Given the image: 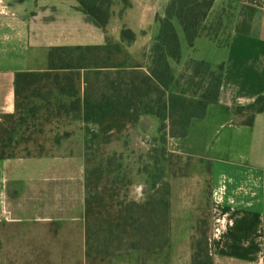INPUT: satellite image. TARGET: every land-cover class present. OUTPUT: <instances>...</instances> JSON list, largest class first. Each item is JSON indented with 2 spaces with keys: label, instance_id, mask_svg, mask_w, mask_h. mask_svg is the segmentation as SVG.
Segmentation results:
<instances>
[{
  "label": "crops",
  "instance_id": "0c3cea01",
  "mask_svg": "<svg viewBox=\"0 0 264 264\" xmlns=\"http://www.w3.org/2000/svg\"><path fill=\"white\" fill-rule=\"evenodd\" d=\"M168 3L113 0L111 18L102 28L75 0H0V115L14 112L15 73L47 72L51 48L124 45V25L135 34L134 42L124 45L128 56L142 61L159 31L155 18L163 17ZM218 20L214 38L198 37L210 42L218 57L187 54L184 59L179 37L181 61L171 63L175 76L191 59L223 65L218 102L207 107L202 119L190 122L184 138L169 137L166 146L172 154L209 167L213 264H264V111L252 127L234 116L236 107L264 96V2L215 0L204 24L215 27ZM78 88L83 95V82ZM146 123L143 117L138 125ZM68 127L58 130L69 133L57 147L63 154L0 160V224L24 225V243L3 247L24 251L17 264H86L84 130L79 122ZM77 128L82 139L74 146L70 138Z\"/></svg>",
  "mask_w": 264,
  "mask_h": 264
},
{
  "label": "trees",
  "instance_id": "16d2710c",
  "mask_svg": "<svg viewBox=\"0 0 264 264\" xmlns=\"http://www.w3.org/2000/svg\"><path fill=\"white\" fill-rule=\"evenodd\" d=\"M75 1L100 27H106L113 0ZM214 1L169 0L163 17L155 18L158 34L140 62L128 56L124 45L132 44L135 34L123 25L120 40L124 45L54 47L48 52L47 72L14 75V112L1 115L0 121V160L18 158L13 150L31 140L35 133L30 129L40 134L43 125L66 118L67 124H83L86 260L118 256L140 262L169 248L171 186L167 180L182 156L167 150V138H184L190 122L202 119L207 107L218 102L224 71L223 65L212 67L191 59L175 76L171 63L181 61L176 25L191 49L202 34L214 38L220 20L215 27L204 24ZM81 82L83 95L78 88ZM63 97L71 102L63 103ZM263 111L262 95L236 107L234 116L252 127L255 116ZM143 117L159 121L158 134L148 151L133 160L126 154L128 141L122 136ZM68 136L66 132L55 135L54 147ZM121 139L122 151L109 148ZM143 179L149 186L146 198L128 199V189ZM191 264H213L212 244L200 249Z\"/></svg>",
  "mask_w": 264,
  "mask_h": 264
},
{
  "label": "rangeland",
  "instance_id": "374dc122",
  "mask_svg": "<svg viewBox=\"0 0 264 264\" xmlns=\"http://www.w3.org/2000/svg\"><path fill=\"white\" fill-rule=\"evenodd\" d=\"M151 30L156 31L154 25ZM176 30L184 46L182 51L184 59H186L187 54L194 59L206 58L207 60H213L219 56V52H214V49H210L209 47L212 44L203 37L196 40L195 51L192 53L178 25H176ZM1 117L0 115V121L2 120ZM148 120L150 121L149 125L146 123L143 127L140 125L130 127L126 130L125 135L122 136L124 140L128 141L126 154L133 156V160L138 155L148 151L151 141L155 138L152 136L158 134L159 121L153 117H148ZM61 121L58 124L53 122L43 125V133L40 134L38 129H30L32 133H35L31 140H24V144L18 145L13 150V154L18 157L25 156V154H30V156L63 154L61 152L62 149L58 150L57 147H54L53 139L55 135L59 134L58 130L67 129L69 131L72 128L68 127L69 124L66 121ZM74 134L70 140L75 141L71 143L76 146L81 143L80 138L82 136L80 132L78 135V128ZM109 148L122 151L124 143L122 139L114 141L109 145ZM173 161L175 162L176 160L173 159ZM176 162L178 167L173 169L174 171L167 180L171 186L170 227L168 231L169 248H166L159 256L150 255L140 262L134 258L128 259L127 257L115 256L111 259L92 258L86 260V264H191L193 256L200 249L203 250L207 244H212L211 212L213 201L210 187L212 178H210L211 175L208 173V166L203 164L201 160H188L186 157H181ZM148 193L149 186L147 181L143 179L132 185L128 189L127 195L128 199L142 201ZM123 194L124 192L121 191V195ZM7 243H24V225L0 224V264H17L21 260L20 253H24V251L4 249V244L6 245Z\"/></svg>",
  "mask_w": 264,
  "mask_h": 264
},
{
  "label": "built area",
  "instance_id": "2783aa9c",
  "mask_svg": "<svg viewBox=\"0 0 264 264\" xmlns=\"http://www.w3.org/2000/svg\"><path fill=\"white\" fill-rule=\"evenodd\" d=\"M261 1H263L264 2V0H261ZM0 13H3V11L0 9Z\"/></svg>",
  "mask_w": 264,
  "mask_h": 264
}]
</instances>
